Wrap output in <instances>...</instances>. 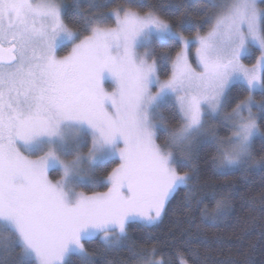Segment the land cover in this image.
I'll return each instance as SVG.
<instances>
[{
    "label": "snow or ice",
    "instance_id": "snow-or-ice-1",
    "mask_svg": "<svg viewBox=\"0 0 264 264\" xmlns=\"http://www.w3.org/2000/svg\"><path fill=\"white\" fill-rule=\"evenodd\" d=\"M74 7L76 30L58 0H0V227L19 247L20 264H66L73 253L94 264L84 241L98 238L112 249L128 239L130 223H157L178 189L189 198L197 191L199 148L214 150L221 174L264 168L252 144L264 136L253 113L254 105L264 112V102L252 96L264 93V8L257 0L207 5L219 11L194 38L196 66L190 40L154 9ZM185 15L181 24L189 23ZM65 41L71 50L60 57ZM173 46L174 54L163 50ZM250 48L260 51L251 68L241 62ZM169 65L162 79L160 69ZM235 82L248 96L225 115ZM213 120L230 125L231 135L220 137ZM68 128L90 136L86 157L68 145ZM105 159L117 164L105 177L107 191H77L74 176L96 183L79 174L81 165ZM50 169L61 178L50 179ZM223 207L218 200L219 214Z\"/></svg>",
    "mask_w": 264,
    "mask_h": 264
},
{
    "label": "trees",
    "instance_id": "trees-1",
    "mask_svg": "<svg viewBox=\"0 0 264 264\" xmlns=\"http://www.w3.org/2000/svg\"><path fill=\"white\" fill-rule=\"evenodd\" d=\"M65 23L73 26L72 17L79 3L87 9L90 2L100 5L97 13H108L113 7L131 4L136 10H156L185 37L205 34L209 25L205 18L215 17L219 8H209L210 0H60ZM260 7L264 8V0ZM181 13L189 21L181 24ZM114 26V22L112 24ZM199 26V28H197ZM63 47L60 53L69 51ZM174 54L179 50L173 46ZM260 51L252 48L245 59L247 64L255 63ZM170 71V65L160 69L161 78ZM248 96L243 84H234L229 93L225 114ZM257 104L264 102V93L253 95ZM257 125L264 133V112L254 108ZM166 120L175 124L170 109H162ZM171 118V119H170ZM220 124L217 134L226 138L231 133ZM161 143L163 139L159 140ZM253 144L256 159L264 156V136H257ZM212 148H199L194 156L198 169L197 191L186 197L184 189H178L169 201L166 212L159 224L145 226L138 222L128 226V239L112 249L105 248L98 238L85 241L84 246L94 264H144V261H160V264H264V168L255 167L227 170L221 174L213 168ZM104 170V168H100ZM186 169H180L184 171ZM189 201L190 207L186 204ZM223 202V212L219 214L216 202ZM199 201V203H198ZM202 216L207 220L202 222ZM216 217L215 226H208ZM135 245L133 251L130 247ZM155 249V252L152 250ZM20 249L11 244L7 230L0 227V264H20ZM25 264H28L25 261ZM66 264H81L79 256H71Z\"/></svg>",
    "mask_w": 264,
    "mask_h": 264
},
{
    "label": "rangeland",
    "instance_id": "rangeland-1",
    "mask_svg": "<svg viewBox=\"0 0 264 264\" xmlns=\"http://www.w3.org/2000/svg\"><path fill=\"white\" fill-rule=\"evenodd\" d=\"M210 1L211 2H215L218 5H220V4H227V3L230 2V0H210ZM261 1H263V0H257V3H258V6L259 7H260ZM58 3L61 4L60 0H58ZM201 35H203V34H201ZM195 36L196 35H194L192 37H187L190 40V45H189V59H190V62L193 63V66H196V61H197V57H196V46L197 45H196V41L194 39ZM66 46H70L69 51H67L65 53H60V50L63 47H66ZM70 50H71V44L69 42L65 41V42H63V43H61V44L58 45V47H57V54H58V56L63 57L65 55H67L70 52ZM251 51H252V48L249 49V53L248 54H246L245 56H243L241 58V62L244 65H246L247 67H249V68H251L252 65H254L256 63V61L253 64H247L245 62V59L251 55ZM234 84H242V83L241 82H235ZM260 91H261L260 89L254 90L252 92V96L256 92H260ZM255 107L256 106L254 105L253 106V113H254V108ZM244 115L246 116L247 113L245 112ZM210 126H211L212 130H214L217 133L218 129L220 128V123H218L215 120H213V122L211 123ZM223 128L224 129H229L230 128V125H228L227 127H223ZM230 135H231V133L229 134V136ZM256 137L253 138V141H254V139ZM65 138H66V141H67L68 145L73 150H75L76 147H77V145H79V150L82 152V154L85 157L87 156L88 150L91 147V138H90V136L87 137V138H85L84 135H83V133H81V135L78 136L76 129H74V128H68V129L65 130ZM158 142L161 143L160 141H158ZM31 158L35 159L36 157L35 156H32ZM176 159L179 162V161H181L182 158H181V156L179 154H177ZM116 166H117L116 163H114L112 160H107V159H105V160H99L95 165H92V166H89L88 163H87V161H85V163L82 164L81 167H80V169H79V174L80 175H83V176H86V177L91 176L92 179L96 181V183H92L88 179L80 180L78 176H74L72 178L71 183L76 188L77 191H82V192H84L87 195H92L93 192H103V191H107V187L105 186V183H104L105 177L108 174V172H110L111 169L114 168V167H116ZM100 168H104V170H100ZM178 170H180V169H178ZM49 178L52 179V180H58V179H60L61 176H60L59 170L58 169H50ZM163 216H164V214L162 215L161 219L157 223L152 224V225H145V226L151 227V226H155V225L159 224L160 221L162 220ZM93 239H95V238H93ZM71 256H79V255L76 254V253L69 254L65 258L66 259V263L68 262V260H69V258Z\"/></svg>",
    "mask_w": 264,
    "mask_h": 264
}]
</instances>
